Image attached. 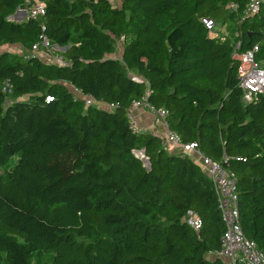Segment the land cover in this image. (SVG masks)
<instances>
[{
    "label": "trees",
    "instance_id": "obj_1",
    "mask_svg": "<svg viewBox=\"0 0 264 264\" xmlns=\"http://www.w3.org/2000/svg\"><path fill=\"white\" fill-rule=\"evenodd\" d=\"M42 1L44 14L14 21L29 3L0 0V46L29 53L47 37L68 63L0 54V264H47L42 254L50 264H232L211 256L226 231L213 180L131 127L147 92L183 142L234 173L243 231L264 251V95L243 101L232 57L241 39L243 50L259 43L264 62V17L242 21L247 0ZM73 89L118 107L87 105Z\"/></svg>",
    "mask_w": 264,
    "mask_h": 264
},
{
    "label": "built area",
    "instance_id": "obj_2",
    "mask_svg": "<svg viewBox=\"0 0 264 264\" xmlns=\"http://www.w3.org/2000/svg\"><path fill=\"white\" fill-rule=\"evenodd\" d=\"M28 9L29 17H38L45 13V4L42 0H29ZM230 8H237L233 4ZM22 9V8H21ZM23 10V9H22ZM255 16L264 17V0H247V5L241 20ZM204 23L212 31L214 36L223 40L230 39L225 29H218L213 19L205 18ZM233 53L232 57L238 62V79L239 85L243 89V101L252 103L257 101L261 95H264V62L258 59L260 53V44H254L245 50L242 49L243 41L241 39L232 40ZM60 47L52 43L50 39L44 37L41 43L33 46V50L28 54H41L42 52L51 55L55 62L68 64L62 56L57 54ZM75 99L82 98L87 105L98 104L109 109L118 107L116 104H107L96 100L93 96L85 95L78 89H73ZM148 92L140 99H134L128 118L131 127L136 132L148 130L142 126L135 113L136 109H146L157 117V120L166 128L164 134V144L167 147L173 146L179 149L184 155H188L203 165L204 171L213 180L218 194L219 207L222 212V218L226 225V231L222 236L221 249L212 253V257H218L232 264L242 262L244 264H264V251L259 249L258 244L246 236L243 231L240 210L237 178L234 173L227 169L220 162L214 161L206 156L200 149L198 142H183L180 135L168 127L166 117L168 110L166 108H156L148 102ZM48 97L47 100H53ZM159 135V134H158ZM188 222L195 229L199 230L202 226V220L199 214L190 211Z\"/></svg>",
    "mask_w": 264,
    "mask_h": 264
},
{
    "label": "rangeland",
    "instance_id": "obj_3",
    "mask_svg": "<svg viewBox=\"0 0 264 264\" xmlns=\"http://www.w3.org/2000/svg\"><path fill=\"white\" fill-rule=\"evenodd\" d=\"M28 1L29 0H27V3H28ZM114 4H117V5H119L120 3H121V1L122 0H111ZM29 12H30V10L28 9V7H26V8H24L23 9V11H21V12H19L18 13V15L16 16V17H14V19L13 20H19V19H27V17L29 16ZM16 18V19H15ZM231 24V23H230ZM226 26H224L223 28H221V29H225L226 30ZM227 31V30H226ZM62 50H65L64 48H62ZM5 51H8V52H11V53H13V54H27L28 52L27 51H25L24 49L23 50H21V48H17V46H13V45H8V44H6V45H3V46H0V54L2 53V52H5ZM122 54H123V45H122V43L121 42H119V44H118V47H117V50H116V52L114 53V54H112V56H115V57H117V58H121L122 57ZM41 56H42V54H40ZM50 60H51V58H50ZM6 90L7 91H9V88H8V85L6 86ZM157 133V132H156ZM160 133H162V130L160 131ZM159 136H161V137H164V135L163 134H159ZM140 154H143V153H140ZM19 158V156H16L15 158H14V160H12V162L10 163V167H13L14 166V164L16 163V160ZM202 167H203V165H202ZM0 171L1 172H3L4 171V169H0ZM41 257L42 258H44L45 259V261L47 262V264H50L51 263V261H52V255H50V254H42L41 255Z\"/></svg>",
    "mask_w": 264,
    "mask_h": 264
},
{
    "label": "crops",
    "instance_id": "obj_4",
    "mask_svg": "<svg viewBox=\"0 0 264 264\" xmlns=\"http://www.w3.org/2000/svg\"><path fill=\"white\" fill-rule=\"evenodd\" d=\"M119 5H121V3ZM13 46H17V48H21V50H23V48L20 45H13ZM41 54L43 59L47 61H53V59L50 60V58L52 57L51 55L45 52L44 53L42 52ZM135 113L142 126L146 127L148 130L152 132L155 133L157 132V134H163V135L165 134L166 128L160 123V121L157 120V117L154 116L151 112L147 111L146 109H136ZM161 130L162 133H160ZM168 149L170 151L176 150L175 147L173 146H170Z\"/></svg>",
    "mask_w": 264,
    "mask_h": 264
},
{
    "label": "water",
    "instance_id": "obj_5",
    "mask_svg": "<svg viewBox=\"0 0 264 264\" xmlns=\"http://www.w3.org/2000/svg\"><path fill=\"white\" fill-rule=\"evenodd\" d=\"M21 11H23L21 8H19L13 15H11L10 17H9V20H13L14 19V17H16L17 15H18V13L19 12H21ZM16 19V18H15ZM24 19H19V20H17V21H23ZM14 21H16V20H14ZM136 153V155L138 156V157H140L143 161H144V164H145V166L148 168V169H150L151 168V163H150V159L148 158V157H146V155H145V150H141V151H136L135 152ZM140 153H143V154H140Z\"/></svg>",
    "mask_w": 264,
    "mask_h": 264
}]
</instances>
